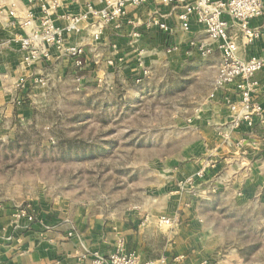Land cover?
Masks as SVG:
<instances>
[{
    "label": "rangeland",
    "instance_id": "374dc122",
    "mask_svg": "<svg viewBox=\"0 0 264 264\" xmlns=\"http://www.w3.org/2000/svg\"><path fill=\"white\" fill-rule=\"evenodd\" d=\"M177 48L153 55L148 65L139 57L147 71L141 83L119 76L107 86L87 74L84 83L74 73L60 79L52 74L51 80L38 76L29 88L27 81H19L11 108L0 109V143L19 142L13 151L0 147V208H26L38 217L84 212L117 220L149 213L150 235L158 224L172 245L188 240L181 239L182 233L199 231L205 243L195 248L198 261L264 264L261 197L240 205L231 191L204 196L196 184L181 188L182 169L200 146L191 118L201 113L217 76L214 68L201 66L215 65L219 58L189 54L183 60V48ZM32 86L40 90L31 93ZM12 111L22 113L15 119ZM70 139L89 145L58 157L59 141ZM206 159L212 160L210 169L218 164L216 157ZM183 214L203 221L188 224ZM162 218L177 220L166 228Z\"/></svg>",
    "mask_w": 264,
    "mask_h": 264
},
{
    "label": "crops",
    "instance_id": "0c3cea01",
    "mask_svg": "<svg viewBox=\"0 0 264 264\" xmlns=\"http://www.w3.org/2000/svg\"><path fill=\"white\" fill-rule=\"evenodd\" d=\"M59 1L61 7L55 20L61 26L66 25L67 16L82 15L87 12L88 6L98 10L105 6V0ZM11 8L19 12L21 17H25L29 9L25 0H8L6 5L0 8L1 111L2 108H11L15 85L19 81H27L29 88L33 78L38 76L51 80L52 74L60 79L65 74L74 73V78L78 81L85 83L95 77L98 83L105 82L109 86L115 77L134 78L141 75L146 67L140 63L139 57L148 65L147 62L153 55H161L172 46L183 48V60L190 57L189 54L198 56V48L201 45L208 46L212 49L211 54L218 57L219 61L215 65L201 66L203 69L211 67L217 72V64L221 60L217 44L208 40L204 26L192 21L190 30L184 32L178 25L176 14L163 7L160 0H152L145 7L130 9L128 16L118 24H110L99 42L93 40L91 24L84 25L81 33L69 38L71 44L85 49L88 67L84 71L75 69L73 59L62 56L55 48L50 49L48 60H40L30 65L23 61L21 46L15 40L18 34L25 35L31 31L19 32L13 28L7 13ZM151 10H159L165 14L166 23L174 30L165 34L159 29L149 30L142 26ZM249 24L251 29H261L264 27V18H255ZM135 30L141 32V37L133 41L132 34ZM230 33L237 38L238 57L243 60L254 56L264 57V37L258 38L252 45H247L238 27L231 28ZM113 59H117V62L110 66L108 61ZM84 74H87L88 79ZM254 79L258 82L254 100L264 109V71L256 73ZM36 91L33 87L31 93ZM211 95L204 101L197 119H194L195 116L191 118L190 128L197 133L200 146L194 149L198 152L197 156L191 159L189 165L183 167V179L180 181H186L202 169L206 164L204 158L216 157L218 164L213 165V169L208 168L204 179L197 181V193L207 196L215 190L223 189L234 193L240 205L248 203L254 197H261L264 202V115L257 119L252 129L244 124L239 129H234L232 122L236 115L227 107L230 103L238 101L234 87L222 88L214 99ZM21 113L22 111L19 112L20 115ZM11 114L15 119L19 115L13 111ZM215 184L218 189L213 187ZM189 198L196 199L192 196ZM16 212L0 208V264H93L91 257L83 256L95 251L107 256L118 247H121L123 253L134 254L140 261L156 260L162 255L174 257L180 254L184 257L181 264L201 262L194 255L195 248H200V243H205V238L199 231L198 235L191 236L182 233L181 239L188 240L183 244L174 242L172 245L170 235L163 228H159L158 224L157 230L150 235L149 213L135 212L123 220L84 212H62L58 217H38L32 213L34 221L29 222L25 218H17ZM194 215L183 214L182 221L187 219L190 224L192 220L199 219L198 222L202 223L203 220ZM141 216L146 219L143 220ZM193 240L195 246L191 244ZM172 246L181 251L175 249L174 253H171Z\"/></svg>",
    "mask_w": 264,
    "mask_h": 264
},
{
    "label": "built area",
    "instance_id": "2783aa9c",
    "mask_svg": "<svg viewBox=\"0 0 264 264\" xmlns=\"http://www.w3.org/2000/svg\"><path fill=\"white\" fill-rule=\"evenodd\" d=\"M7 1L0 0V8L6 5ZM25 1L29 8L25 17H21L14 8L7 12L11 20L10 24L16 31H31L25 35L18 34L15 40L21 46L23 61L32 65L40 60H48L50 49L55 48L62 56L73 59L75 69L84 71L87 64L85 49L71 44L69 38L81 33L84 25L91 24L93 40L99 42L110 24H118L128 16L130 9L145 7L152 0H105V6L101 10L88 6L87 12L82 15L67 16L64 26L59 25L55 20L58 9L61 7L59 0ZM160 2L163 7L169 8L176 14L182 31L190 30L192 21L205 27L208 40L217 44L221 54L211 98L214 99L222 88L233 86L238 101L228 105L231 112L236 115L232 125L234 129H239L242 124L251 129L254 128L257 119L264 115V109L254 100L258 87V82L254 78L256 73L264 71V57L254 56L249 60L238 57L237 38L230 33V30L238 27L247 45H252L258 38L264 37V27L251 29L249 24L255 18H264V0H160ZM141 25L149 30L159 29L165 34L174 30L166 23V15L159 10H151ZM140 37L141 32L135 30L132 34L133 41ZM177 49L176 46H172L169 51ZM211 52L212 49L208 46L199 47V53L202 56ZM116 60H109V65L114 66ZM145 75L147 71H143L138 76L137 82H141V77ZM205 163L202 169L181 183V188L183 186L195 188L197 181L204 179L212 160L208 159ZM16 215L19 219L34 221V216L26 208L17 211ZM176 220V218H162L160 223L166 228H172ZM88 257H91L93 264H181L184 262L182 255L174 257L162 255L156 260L140 261L134 254L123 253L121 247L107 256L96 251L83 256V258ZM200 264H212V261L202 259Z\"/></svg>",
    "mask_w": 264,
    "mask_h": 264
},
{
    "label": "trees",
    "instance_id": "16d2710c",
    "mask_svg": "<svg viewBox=\"0 0 264 264\" xmlns=\"http://www.w3.org/2000/svg\"><path fill=\"white\" fill-rule=\"evenodd\" d=\"M137 79H138V77H134V82L135 83L137 82ZM145 79H146V77H141V82H143ZM59 143L60 144H58V146H59V150H61V151L58 153V155H59L58 157H62V158H64V156L69 153V151L71 150L72 147L73 148L75 147L76 150L77 149L78 150H81V149L87 147L86 145H89V143H86L83 140H77V139H70V140H67V141L66 140H64V141H61L60 140ZM14 145H15L16 149L19 148L18 147L19 146V142H17L16 140H13V139L9 140L7 142V144L0 143V147L1 148H4L7 151H13V150H15L14 147H13ZM64 147H66V149L67 148L68 149L67 150H63Z\"/></svg>",
    "mask_w": 264,
    "mask_h": 264
}]
</instances>
